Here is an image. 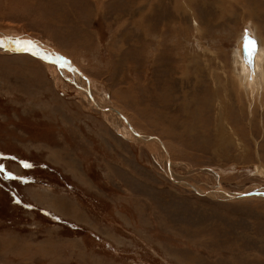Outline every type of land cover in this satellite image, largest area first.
Wrapping results in <instances>:
<instances>
[{
	"label": "rangeland",
	"instance_id": "rangeland-1",
	"mask_svg": "<svg viewBox=\"0 0 264 264\" xmlns=\"http://www.w3.org/2000/svg\"><path fill=\"white\" fill-rule=\"evenodd\" d=\"M245 32L262 46L264 0H0V39L70 66L0 51V167L17 177L0 173V264H264Z\"/></svg>",
	"mask_w": 264,
	"mask_h": 264
},
{
	"label": "bare ground",
	"instance_id": "bare-ground-1",
	"mask_svg": "<svg viewBox=\"0 0 264 264\" xmlns=\"http://www.w3.org/2000/svg\"><path fill=\"white\" fill-rule=\"evenodd\" d=\"M259 38H262V37L260 36ZM262 43H263V41H262ZM263 44H262V46H258L257 53L254 57H252V63L251 64L248 63L249 58H248V56L244 50V38L239 42L238 50H237V52H235V53H237L236 57L234 56L235 60H236L234 66H235V69L237 70V75H236L237 86H238V87L236 86L237 87V94L244 96V98L248 101L250 108L255 103L259 102V104H261L263 102L262 99L264 98V47H263ZM22 49L30 50L27 52H31L33 55H35V57H38V59L40 58L41 61H45L48 64H53V65L57 66V68H59V70H61L62 72L65 71L63 69L64 67H65V69H67L68 72L70 71L67 67V66H69V62L67 63V61H65L66 59L64 60L63 58L61 59V58L57 57V56H59V54L50 48L42 47L38 43L31 42V41H20V40L16 41V40H9V39H5V38L0 39V51L1 52H2V50H3V52H6V53L24 52ZM45 55L52 56V58L56 57L57 61L50 60ZM58 61H59V64L57 63ZM72 72H73L74 76L77 78H83V79L85 78L84 75L78 69H77V71H72ZM66 73L67 72L63 73V76L66 75ZM85 82L87 83V85L89 84L88 79L87 80L85 79ZM90 93L91 92L89 91V93H88L89 98L92 99V102L96 106H99L102 108V105L99 104L93 98L92 94H90ZM170 104L173 106L176 105L174 102L170 103ZM209 104L210 103H209L208 97L203 101V103H201L202 106L209 105ZM154 105L156 106V104H154ZM164 106H166V107L169 106L168 102L164 103ZM262 106H263V104H262ZM152 108H153V110H156L154 107H152ZM109 110L112 111V108ZM251 112H253V110ZM117 113H119V112H117ZM161 116H163V115H161ZM180 118H182V115H180ZM194 118H195V116H194ZM163 121H165V120L163 119ZM132 130H134V129L132 128ZM133 133H135V132H133ZM131 137H134V136H131ZM137 137H139L138 139H140V136H137ZM141 140L143 142H145V141H147V140L149 141L151 139H148V138L142 139L141 138ZM261 169H263V168L261 167ZM171 176L173 177L172 172H171ZM191 188L194 189L195 191L199 192V189H197L195 187H191ZM259 191H261L264 194V189H261ZM255 193H256V191L254 193H251V195L255 194ZM246 195L247 194H245V196ZM243 196L242 195H232V196H228V197L240 198Z\"/></svg>",
	"mask_w": 264,
	"mask_h": 264
},
{
	"label": "snow or ice",
	"instance_id": "snow-or-ice-1",
	"mask_svg": "<svg viewBox=\"0 0 264 264\" xmlns=\"http://www.w3.org/2000/svg\"><path fill=\"white\" fill-rule=\"evenodd\" d=\"M244 50L248 56V63H252V57H254L257 53V42L247 33L245 32V39H244ZM25 168L32 167L31 164L24 163L23 165ZM0 173H4L6 178L9 179H17V177H13L10 172H7L3 167H0Z\"/></svg>",
	"mask_w": 264,
	"mask_h": 264
},
{
	"label": "water",
	"instance_id": "water-1",
	"mask_svg": "<svg viewBox=\"0 0 264 264\" xmlns=\"http://www.w3.org/2000/svg\"><path fill=\"white\" fill-rule=\"evenodd\" d=\"M22 50H24V49H22ZM25 51H30V50H26L25 49ZM48 59H50V60H55V61H57V58L56 57H54V58H52V56H49V55H45ZM54 61V62H55ZM58 64H59V61L57 62ZM68 68H70V66H67Z\"/></svg>",
	"mask_w": 264,
	"mask_h": 264
}]
</instances>
